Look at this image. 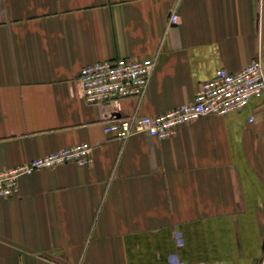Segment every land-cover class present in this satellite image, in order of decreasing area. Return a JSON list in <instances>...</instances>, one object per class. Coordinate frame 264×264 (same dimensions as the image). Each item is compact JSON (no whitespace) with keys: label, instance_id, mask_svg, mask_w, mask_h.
Listing matches in <instances>:
<instances>
[{"label":"crops","instance_id":"1","mask_svg":"<svg viewBox=\"0 0 264 264\" xmlns=\"http://www.w3.org/2000/svg\"><path fill=\"white\" fill-rule=\"evenodd\" d=\"M257 55L264 0H0V171L93 147L90 164L35 170L0 198V264H264V94L164 139L103 131ZM118 57L154 60L144 93L85 102L80 68Z\"/></svg>","mask_w":264,"mask_h":264},{"label":"built area","instance_id":"2","mask_svg":"<svg viewBox=\"0 0 264 264\" xmlns=\"http://www.w3.org/2000/svg\"><path fill=\"white\" fill-rule=\"evenodd\" d=\"M170 23H177L178 14L172 11ZM154 67V60L123 58L97 61L80 68L76 78L79 96L87 103L102 105L144 93ZM264 94V65L260 55L237 71L218 68L214 77L198 84L193 99L155 115L114 117L103 131L124 141L136 131H144L158 139L172 135L179 125L204 115H226L246 107L252 99ZM252 117L249 121H252ZM93 147L87 142L67 146L0 171V198L18 193V178L41 168L64 163L87 165L92 162ZM177 245L182 244L175 232ZM171 262L180 264L176 255Z\"/></svg>","mask_w":264,"mask_h":264}]
</instances>
